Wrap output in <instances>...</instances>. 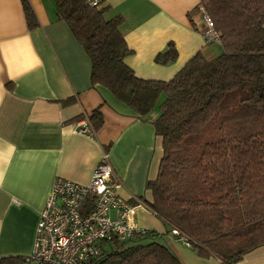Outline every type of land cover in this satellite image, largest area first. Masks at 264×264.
Listing matches in <instances>:
<instances>
[{"label": "trees", "instance_id": "1", "mask_svg": "<svg viewBox=\"0 0 264 264\" xmlns=\"http://www.w3.org/2000/svg\"><path fill=\"white\" fill-rule=\"evenodd\" d=\"M64 21L91 62L90 85H101L138 117L164 99L152 124L162 140L158 172L146 184L148 209L168 231L177 229L200 257L237 264L264 245V0H198L218 36L221 52L196 53L167 81L138 77L125 63L130 53L121 18L107 19L104 8L87 0H54ZM29 29L37 26L21 0ZM203 22V21H202ZM204 24V22H203ZM206 26L202 33L204 34ZM177 56L173 43L156 54L167 63ZM74 98H66L63 104ZM86 115L94 130L100 107ZM154 230L128 240L99 243L87 264H182ZM145 242V243H143ZM0 264H28L26 257H3Z\"/></svg>", "mask_w": 264, "mask_h": 264}, {"label": "crops", "instance_id": "2", "mask_svg": "<svg viewBox=\"0 0 264 264\" xmlns=\"http://www.w3.org/2000/svg\"><path fill=\"white\" fill-rule=\"evenodd\" d=\"M37 26L29 29L21 0H0V259L33 250L39 214L60 176L87 184L103 153L121 182L120 195L136 202L140 227L163 234L182 264H219L175 240L148 209L162 156L153 120L164 99L138 117L101 85H90L91 62L68 25L56 17L54 0H27ZM107 19L120 17L131 50L125 63L140 78L170 80L196 53L217 55L206 40L198 0H98ZM173 43L177 56L157 63ZM220 49L217 48V50ZM74 98L66 104L62 101ZM100 107L101 127L92 137L74 132L75 118ZM163 238V239H162ZM237 264H264V245Z\"/></svg>", "mask_w": 264, "mask_h": 264}, {"label": "built area", "instance_id": "3", "mask_svg": "<svg viewBox=\"0 0 264 264\" xmlns=\"http://www.w3.org/2000/svg\"><path fill=\"white\" fill-rule=\"evenodd\" d=\"M98 6V0H87ZM206 40L218 36L202 7ZM74 132L92 137L94 130L86 115L74 122ZM121 182L103 153L92 171L90 181L80 184L57 176L39 214L33 250L28 264H87L98 256L99 243L113 235L128 240L148 229L135 219L136 202L120 195ZM175 240L188 246L185 236L177 229L169 231Z\"/></svg>", "mask_w": 264, "mask_h": 264}, {"label": "rangeland", "instance_id": "4", "mask_svg": "<svg viewBox=\"0 0 264 264\" xmlns=\"http://www.w3.org/2000/svg\"><path fill=\"white\" fill-rule=\"evenodd\" d=\"M214 45H213V48H215L216 49V51H218V52H216V53H220L221 52V47H220V49H218L217 50V48H219V43H217V42H214L213 43ZM137 242L136 241H133V240H128L127 242H126V244L127 245H135ZM143 243H145V242H143Z\"/></svg>", "mask_w": 264, "mask_h": 264}]
</instances>
